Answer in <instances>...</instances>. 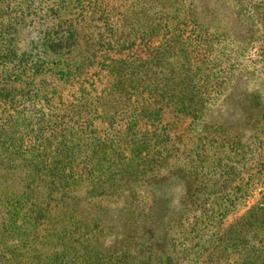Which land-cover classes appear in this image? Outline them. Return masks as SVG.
<instances>
[{"label": "trees", "instance_id": "trees-1", "mask_svg": "<svg viewBox=\"0 0 264 264\" xmlns=\"http://www.w3.org/2000/svg\"><path fill=\"white\" fill-rule=\"evenodd\" d=\"M52 1L40 18L39 38L26 49L16 39L29 26L28 18L43 11L42 1L0 0V264H177L167 239L172 227L158 238L145 226L144 213L155 209L149 204L156 196L145 192L143 199L135 188L172 183L147 184L138 177L166 169L175 157L168 131L177 123L167 122L166 113L176 120L192 119L187 132L202 121L210 98L200 92L199 57L195 66L191 63L199 46L191 38L192 44L179 43L178 36L167 42V49L149 48V58L129 56L135 43L128 44L126 37L133 28L121 29L117 41L111 21L138 13L136 7L141 14L156 9L177 19L184 15V3ZM124 7L129 10L121 12ZM114 44L120 48L119 60L112 57ZM176 45L183 48L178 49L183 61L172 63L168 59L176 57ZM63 88L72 92L64 97ZM94 102L102 104L109 124L103 136L97 128L87 132L100 115ZM79 109L84 114L78 120L84 122L72 124ZM120 113L128 117L129 127L114 139L109 130L126 125L118 124ZM140 125L150 130L141 133ZM196 193L189 189L188 195ZM120 200L124 205L114 216ZM241 220L243 228L224 251L237 253L243 245L239 264H264V199ZM252 231L256 234L250 238Z\"/></svg>", "mask_w": 264, "mask_h": 264}, {"label": "rangeland", "instance_id": "rangeland-1", "mask_svg": "<svg viewBox=\"0 0 264 264\" xmlns=\"http://www.w3.org/2000/svg\"><path fill=\"white\" fill-rule=\"evenodd\" d=\"M39 1L43 3V11L36 10L39 16L31 15L27 20L29 26L19 30L16 42L20 47L29 49L30 43L39 38L42 30L38 25L40 18L53 4L52 0ZM134 1L139 6L143 4V0ZM177 1L181 2L173 0V6L181 7L176 4ZM182 1L184 15L177 19L176 15L165 16L156 9L141 14V9L136 7L140 14L128 13L126 17H114L111 21L116 39H120L121 29L133 28L126 40L130 41L128 44L134 42L135 45L127 54H138L142 59L151 57L149 48L167 49V42L173 43L178 36L182 37L179 43H191V38L199 46L196 53L191 55V63L195 66L199 57L202 64L199 71L204 82H200V92L205 93V98H210L202 121L194 125L190 132L187 129L192 119L176 120L173 114L166 113L167 122L177 123L174 130L169 128L168 131L174 145L171 155L175 157L165 163L166 169L157 168L156 173L151 175L141 172L138 177L146 180L147 184L152 180L163 182V179L172 183H162L154 189L141 190L136 187L135 191L143 199V195H147L145 192L151 194L148 195L150 198L156 196L155 201L149 204L153 203L151 206H155V209L144 213L149 224L145 226L148 232L154 231L158 238L168 231L169 225L172 227L167 239L171 242V251L179 260L177 264H239L243 245L237 253L224 249L237 238L235 231L243 228L241 219L264 199V0ZM126 10L129 8L124 7L121 12ZM181 20L184 24L180 23ZM114 47L112 57L119 60L122 57L118 54L120 48L115 44ZM180 48V45H176V57L168 59L169 62L183 61L178 54ZM129 61L133 62V59ZM96 72L93 70L91 74L95 75ZM203 83L208 85L204 86ZM59 92L67 97L72 89L63 88ZM93 105V108L98 107V116L102 120L96 116L94 127L87 132L90 134L97 128L103 136L109 127L105 121V111L102 104L94 102ZM42 106H45L44 111L48 114L49 108L45 104ZM79 110L81 113L74 116L72 124L75 121L79 125L84 122L78 120L84 114L83 109ZM36 112L39 114V109ZM93 113L91 118H94ZM117 121L120 125H126L122 129L114 127V130H109L110 137L114 139L118 135L116 132L129 127L128 117L121 113ZM179 121H184V124L179 126ZM36 122L33 121V125ZM45 125H48L46 120ZM33 128L36 130L37 126ZM75 129L78 130V127ZM148 129L145 125L139 126L141 133H146ZM23 130L28 132L29 128ZM187 180L190 183L186 184ZM189 189L197 192L194 197L188 195ZM123 205L120 200L114 206V216ZM252 232L250 238L256 234ZM146 236L149 238V233ZM256 243L258 245V240Z\"/></svg>", "mask_w": 264, "mask_h": 264}]
</instances>
